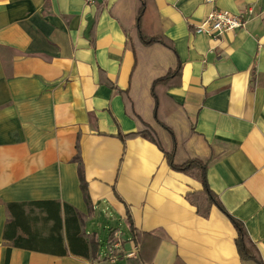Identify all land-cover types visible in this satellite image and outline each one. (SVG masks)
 Here are the masks:
<instances>
[{
    "label": "crops",
    "instance_id": "0c3cea01",
    "mask_svg": "<svg viewBox=\"0 0 264 264\" xmlns=\"http://www.w3.org/2000/svg\"><path fill=\"white\" fill-rule=\"evenodd\" d=\"M213 8L252 14L196 33ZM138 117L175 163L210 159L209 189L264 262V0H0V264H127L131 224L158 239L149 264H256L198 172L122 140Z\"/></svg>",
    "mask_w": 264,
    "mask_h": 264
},
{
    "label": "trees",
    "instance_id": "16d2710c",
    "mask_svg": "<svg viewBox=\"0 0 264 264\" xmlns=\"http://www.w3.org/2000/svg\"><path fill=\"white\" fill-rule=\"evenodd\" d=\"M142 6L139 9L138 12V16H140L141 11H142ZM148 43L151 42H161L162 44L167 45L162 39L160 38H154L151 37L149 39H147ZM180 72V67L177 66L175 70L161 76L158 77L156 79L153 80L152 85H151V94L153 95L155 102L157 104V95H156V88L160 85H164V86H170V78L173 76H177ZM140 123H141V127L133 133H128L124 136H121L122 140H125L126 138H131V137H135V136H141L151 142H153L154 144L157 145V147L159 149H161L164 153L165 156L167 158V162L169 164V166L178 172L184 173L186 175H192L195 172H198L199 175V179L200 182L202 184L203 187V192L210 198V200L224 213L228 216V218L230 219V221L232 222V224L234 225L236 231H237V236L235 239V246L237 249V252L240 256L241 259L243 260H252L254 261L256 264H264V262L262 261L260 255H259V251L256 247V245L251 241V239L248 237L247 233L245 232L243 225L240 221H238L237 219H235L234 217H232L223 207V205L220 203V201L217 199L216 195H214L211 190L209 189L208 183H207V177H206V173H207V168L210 162V159H200V158H189L185 161H183L182 163H175L174 161V149L170 150V151H165L162 146L160 145V142L158 140L157 134L154 131V129L152 127L149 126V124L145 121H143L141 118H137ZM157 123L165 128L170 134L172 139L174 140V134L172 129L165 124L164 122H162L161 120L157 119ZM79 178H80V186L81 189L84 191V193L86 192V184L84 181V178L82 176L81 171H79ZM131 230H132V237H133V241L137 244H139L140 249L139 252L137 254L136 257H130L127 259V264H149L152 261L153 255H154V250L156 248V245L158 244V239L152 235H150L149 233H139L137 232L131 224ZM145 240H148L150 242V247L147 248V250H144L143 247V242ZM153 244H156L153 247ZM153 247V248H152Z\"/></svg>",
    "mask_w": 264,
    "mask_h": 264
},
{
    "label": "built area",
    "instance_id": "2783aa9c",
    "mask_svg": "<svg viewBox=\"0 0 264 264\" xmlns=\"http://www.w3.org/2000/svg\"><path fill=\"white\" fill-rule=\"evenodd\" d=\"M86 1L89 3L95 2V0ZM205 1L211 2L212 0ZM251 14L252 9H248L247 13L242 15L232 13L225 9L213 8L201 21H199L195 25L194 30L196 33L204 34L207 36L220 35L224 32L244 27ZM108 255H110L109 260L111 262H114L116 260L113 252H109Z\"/></svg>",
    "mask_w": 264,
    "mask_h": 264
}]
</instances>
